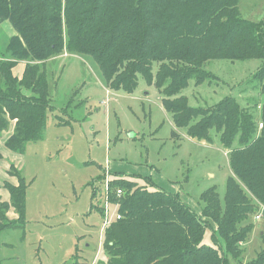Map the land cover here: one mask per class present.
Here are the masks:
<instances>
[{
    "label": "trees",
    "instance_id": "trees-1",
    "mask_svg": "<svg viewBox=\"0 0 264 264\" xmlns=\"http://www.w3.org/2000/svg\"><path fill=\"white\" fill-rule=\"evenodd\" d=\"M240 4L241 0H0V27L8 23L14 33L0 51V133L15 122L6 141L8 150L24 154L29 143L45 139L53 93L48 63L68 53L91 57L115 91L133 93L143 76L160 92L176 128L210 143L215 131L231 152L233 179L230 176L227 183L225 204L212 188V197L203 196L205 219L176 194L137 186L120 173L108 181V203L117 206L122 217L105 228L106 264H227L217 247L202 242L208 224L217 226L228 256L242 258V244L254 228L242 223L264 205V66L251 79L262 96L256 111L231 97L213 107H192L181 95L190 80L200 86L210 79L206 64L212 60L264 59V22L242 18ZM19 62H26L20 79L13 72ZM5 186L11 201L0 198V231L25 230L28 185L19 177L18 186ZM97 195L95 190L93 198ZM11 208L18 216L13 221L6 218ZM94 208L103 212L100 206ZM78 252L62 264H89ZM249 264H264V249Z\"/></svg>",
    "mask_w": 264,
    "mask_h": 264
},
{
    "label": "rangeland",
    "instance_id": "rangeland-1",
    "mask_svg": "<svg viewBox=\"0 0 264 264\" xmlns=\"http://www.w3.org/2000/svg\"><path fill=\"white\" fill-rule=\"evenodd\" d=\"M240 11L244 19L264 22V0H241ZM4 27L12 35L11 26ZM4 32L0 27V51L9 41ZM58 61L48 63L53 93L45 139L29 143L24 154H17L1 140L9 129L0 133V162L7 167L0 171L3 183L10 177L16 182L24 177L28 185L25 230L0 232V241L14 242L11 257L18 252L25 262L62 264L79 251L89 264H106L105 218L108 225L121 214L106 201L105 191L117 173L137 186L178 195L203 219L204 195L212 197L215 191L224 203L230 176L233 179L231 152L215 131L210 143L176 128L160 92L141 75L133 93H126L108 88L89 56L64 53ZM263 66L264 59L212 60L206 64L210 79L200 86L190 80L181 95L192 107H213L231 97L241 107L256 111L255 103L262 96L251 79ZM157 70L155 65L153 73ZM95 190L98 195L93 198ZM247 223L254 228L242 244V258L228 256L215 224L206 226L202 242L217 247L227 264H249L264 249V205L259 204L256 214L242 224Z\"/></svg>",
    "mask_w": 264,
    "mask_h": 264
},
{
    "label": "crops",
    "instance_id": "crops-1",
    "mask_svg": "<svg viewBox=\"0 0 264 264\" xmlns=\"http://www.w3.org/2000/svg\"><path fill=\"white\" fill-rule=\"evenodd\" d=\"M6 24L9 25L8 23H4V26H6ZM4 26H1V27L3 29H5V32L4 33H6L7 38L10 39L14 35V33L12 31V35H8L7 34V31H6V27H4ZM25 68H26V62H19L18 65L13 70L14 75L17 76L19 79L22 78V76L24 74V71H25ZM14 128H15V122H11L10 125H9V128H8L9 129V133H2L1 140L4 141V142H6L8 140V138L12 135V133L14 131ZM6 152L8 153L7 150H6ZM2 153H5V150H2ZM1 158H2V156H0V159ZM4 166H5L4 162L3 163L0 162V171H2L3 173H4L5 170H7V167H4ZM3 181H4V178L2 176H0V198L2 199L3 202H9L10 203V201H11L10 192H9V190L6 189L7 187L5 185H4L5 186L4 187L5 190L4 189H1V187H3L2 184L7 183V184H10L12 186H18L19 185V182L13 181V179L11 180V177L10 178H7V181H5V183H3ZM105 195H106L105 196L106 201L108 202V196H107L108 193L106 191H105ZM114 207L116 208V210L118 212V207L117 206H114ZM12 210H13L14 213H12V215L9 216L10 215L9 213L12 212ZM101 213H105L104 209H103V212H101ZM17 217L18 216H17V214H15V211H14L13 208H11L9 210V212L7 213V215H6V218L8 220H10V221H13V220L17 219ZM106 223H107V220L105 218V228L107 227V224ZM111 223H109V224H111ZM105 228H104V231H103V246H104V233H105ZM5 230H8V229L1 230L0 232L5 231ZM22 238L24 239V237H22ZM15 248L16 247L14 245V242L13 243H8V242H6V240H1L0 241V264H10V263L11 264H15L17 262H20V263L22 262L23 264H34V263H30V262H25L23 260V258L18 255V252H15V254L17 256H12L11 257L10 256V251L11 250H14ZM103 249H104V247H103Z\"/></svg>",
    "mask_w": 264,
    "mask_h": 264
},
{
    "label": "built area",
    "instance_id": "built-area-1",
    "mask_svg": "<svg viewBox=\"0 0 264 264\" xmlns=\"http://www.w3.org/2000/svg\"><path fill=\"white\" fill-rule=\"evenodd\" d=\"M103 104H104V103H103ZM260 127H262V125H260ZM107 185H108V184H107ZM107 187H108V186H107ZM122 193H123L122 190H118V191H117L118 196L122 195ZM117 219L120 220V219H121V215H118ZM106 224H107V223H106Z\"/></svg>",
    "mask_w": 264,
    "mask_h": 264
}]
</instances>
